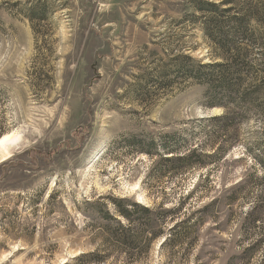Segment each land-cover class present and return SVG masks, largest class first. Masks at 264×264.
Here are the masks:
<instances>
[{
	"label": "rangeland",
	"instance_id": "rangeland-1",
	"mask_svg": "<svg viewBox=\"0 0 264 264\" xmlns=\"http://www.w3.org/2000/svg\"><path fill=\"white\" fill-rule=\"evenodd\" d=\"M201 1L254 16L235 94L173 83L175 57L226 63L196 0H0V138L23 141L0 162V264H260L264 0ZM114 200L170 211L132 224L163 234L112 242Z\"/></svg>",
	"mask_w": 264,
	"mask_h": 264
},
{
	"label": "trees",
	"instance_id": "trees-1",
	"mask_svg": "<svg viewBox=\"0 0 264 264\" xmlns=\"http://www.w3.org/2000/svg\"><path fill=\"white\" fill-rule=\"evenodd\" d=\"M194 3V12L199 13L198 17L203 19L202 30L205 33L206 38L211 46L224 50L226 57H223L222 59H224L226 63L223 64L214 62L213 64H203L192 59L189 55L175 57L171 61L173 63L172 71L174 73L172 75L175 77V82L173 78V83H177L179 80H181L182 83L190 81L195 85L207 86L212 89L216 86L228 94H235L237 93L236 89L239 88L240 82L243 80L240 78L241 75L237 68L239 65L235 61L234 57L237 54L234 53L238 52V50L241 49L240 47L243 45H248L249 35L251 36L254 33V30L250 27L249 20L254 18V16L248 12L241 15V17L229 16V12L231 11V8L229 7L224 10H220L219 5L213 2L209 3L196 0ZM27 18L30 22L35 18L38 21H43L44 19V17H33L32 19L30 16ZM215 56L219 57L221 55L216 53ZM169 72L170 71H164L163 69L156 70L153 78L161 85L165 82V80H167ZM218 104L221 103L214 102L211 103L210 106L214 107V105ZM215 118L216 117H214V119ZM161 156L163 157V155ZM187 159L188 156L176 157V160L180 162H186ZM171 160L170 158H165V161L167 162H171ZM185 165L182 164L183 168L186 169V167L189 166V163H186ZM207 208L208 207H204L203 210ZM113 211V214L107 211L105 212L104 220L107 221L111 227H106L104 231L108 234L110 240L115 244L125 248L131 247L133 250L139 248L143 244H151L153 240L158 238L163 233L162 231L156 233L149 232L147 238L144 234L150 230L149 227L144 231L141 229L137 230L132 228V224L144 220L146 221L144 225L148 226V223L163 220L166 214L170 213V211H165L154 215V213L146 207H140L136 203H127L122 200H114ZM118 216L126 220L128 223L127 227L121 226L120 222L117 220ZM175 229L176 227H173L172 234L169 238H165L162 245L177 242L175 241L176 239L174 235ZM262 243L264 245V239L262 240ZM257 245L259 244L249 245L248 248L244 249L243 256L246 257L248 252L255 249ZM262 251L263 257L260 264H264V247ZM86 256H90V254L82 255L81 258H85Z\"/></svg>",
	"mask_w": 264,
	"mask_h": 264
},
{
	"label": "bare ground",
	"instance_id": "bare-ground-1",
	"mask_svg": "<svg viewBox=\"0 0 264 264\" xmlns=\"http://www.w3.org/2000/svg\"><path fill=\"white\" fill-rule=\"evenodd\" d=\"M22 138L19 134V132L17 131H12L7 133V135H3L0 138V162H4L6 160H8V158H10V152L12 149H14L15 147L19 146L20 144H22ZM138 186L134 185L131 187H128L129 190H134L136 189ZM140 201H143V198H138Z\"/></svg>",
	"mask_w": 264,
	"mask_h": 264
}]
</instances>
